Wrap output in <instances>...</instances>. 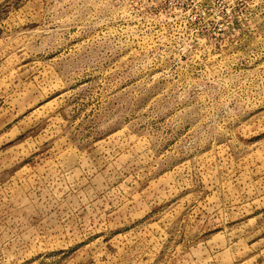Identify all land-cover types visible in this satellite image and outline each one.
<instances>
[{"label": "rangeland", "instance_id": "rangeland-1", "mask_svg": "<svg viewBox=\"0 0 264 264\" xmlns=\"http://www.w3.org/2000/svg\"><path fill=\"white\" fill-rule=\"evenodd\" d=\"M0 264H264V0H0Z\"/></svg>", "mask_w": 264, "mask_h": 264}]
</instances>
